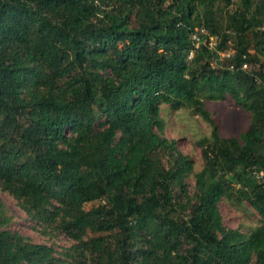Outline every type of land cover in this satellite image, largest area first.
I'll return each mask as SVG.
<instances>
[{
	"label": "trees",
	"instance_id": "16d2710c",
	"mask_svg": "<svg viewBox=\"0 0 264 264\" xmlns=\"http://www.w3.org/2000/svg\"><path fill=\"white\" fill-rule=\"evenodd\" d=\"M227 99L238 135L206 108ZM162 104L210 126L198 171ZM0 190L70 240L0 198V264H264V0H0Z\"/></svg>",
	"mask_w": 264,
	"mask_h": 264
},
{
	"label": "rangeland",
	"instance_id": "374dc122",
	"mask_svg": "<svg viewBox=\"0 0 264 264\" xmlns=\"http://www.w3.org/2000/svg\"><path fill=\"white\" fill-rule=\"evenodd\" d=\"M206 108L218 122L222 135H238L248 123L247 115L229 99L208 100L206 101ZM160 114L164 120L163 135L177 140L178 148L194 161V170L198 171L203 164V159L201 147L197 144V141L203 136L209 135L210 126L201 117L192 114L186 108L172 111L162 104ZM192 179V176L187 179L190 186L193 185ZM0 198L3 199L7 209L14 216V226L33 242L53 244L56 250H59V246H68L70 244V240L63 234L49 238L32 230L26 223L25 214L16 205L15 201L1 190ZM97 203L99 202L87 203L85 208L88 209L97 205ZM218 210L224 224L231 228H241L244 230L252 227L258 217L248 205L247 209L243 207L236 209L224 198L218 202Z\"/></svg>",
	"mask_w": 264,
	"mask_h": 264
},
{
	"label": "built area",
	"instance_id": "2783aa9c",
	"mask_svg": "<svg viewBox=\"0 0 264 264\" xmlns=\"http://www.w3.org/2000/svg\"><path fill=\"white\" fill-rule=\"evenodd\" d=\"M192 38L195 39V40H198V38L195 37V36H192ZM196 45H197V43H196ZM210 45L213 46L214 43H210ZM191 54H192V52H190V55H191ZM245 67H246V65L244 64V65H243V68H245Z\"/></svg>",
	"mask_w": 264,
	"mask_h": 264
}]
</instances>
